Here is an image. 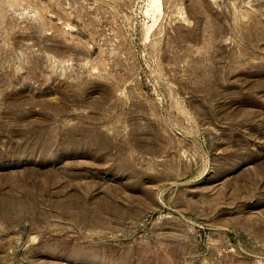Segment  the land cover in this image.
I'll list each match as a JSON object with an SVG mask.
<instances>
[{
	"label": "rangeland",
	"instance_id": "1",
	"mask_svg": "<svg viewBox=\"0 0 264 264\" xmlns=\"http://www.w3.org/2000/svg\"><path fill=\"white\" fill-rule=\"evenodd\" d=\"M0 264H264V0H0Z\"/></svg>",
	"mask_w": 264,
	"mask_h": 264
}]
</instances>
